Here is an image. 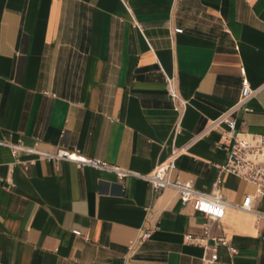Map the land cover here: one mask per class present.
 Wrapping results in <instances>:
<instances>
[{"label":"crops","instance_id":"1","mask_svg":"<svg viewBox=\"0 0 264 264\" xmlns=\"http://www.w3.org/2000/svg\"><path fill=\"white\" fill-rule=\"evenodd\" d=\"M165 75L186 100L173 136ZM241 76L255 92L248 110L233 112L235 127L264 133V0H0L6 140L37 136L42 147L146 173L236 100ZM222 128L192 140L171 176L209 191L224 159L213 146ZM219 190L240 202L253 186L223 172ZM251 206L264 212V194ZM202 221L170 187L68 160L35 159L23 169L0 145V264H203L201 246L183 238ZM260 225L226 206L211 231L236 251L219 246L209 264H264ZM143 228L148 237L128 249Z\"/></svg>","mask_w":264,"mask_h":264},{"label":"built area","instance_id":"2","mask_svg":"<svg viewBox=\"0 0 264 264\" xmlns=\"http://www.w3.org/2000/svg\"><path fill=\"white\" fill-rule=\"evenodd\" d=\"M180 30L181 28L179 27L173 28V31ZM164 85L167 95L173 102L172 108L177 113L171 129L173 136L179 131V120L186 100L178 93L173 76L165 75ZM254 92L255 88H250L246 77L241 76L236 100L216 117L209 119L206 126L196 132L185 144L180 146L170 144L165 158L156 162L146 173L122 168L99 157L85 155L77 149L63 146L42 147L37 136L33 137L30 144L22 142L20 138L14 141L0 138V145L8 147L13 157V162L18 163L23 169H26L35 159H45L55 163L60 160H68L74 162L77 166H91L101 170L113 171L118 178L126 175L141 177L148 182L152 189L172 188L181 204H188L191 210L200 213L204 218V221L200 222L198 226V231H186L183 234V238L186 242L201 246L203 251L201 261L203 264H209L216 261L219 246H224L230 254L236 251L235 247L229 244L224 235L213 234L211 231V223L218 227V221L222 217L226 206L251 212L261 222L259 236L264 239V212L251 206V200L254 196L264 194V133L237 129L235 127V119L232 116L237 109L248 110L246 101ZM222 123L225 125V128H222L221 131L222 137L215 140L213 146L224 152V159L216 164V175L212 181L211 189L203 191L195 188L190 179H180L176 175L171 176V172L175 167V159L184 152L187 145L192 140L202 136L210 128L218 127ZM20 153L30 154L31 156L19 159L18 155ZM223 172L234 174L251 183L253 193L245 194L240 202L226 200L219 190ZM150 230L151 228L139 230L137 236L129 240L128 249H132L137 243L147 238ZM71 232L75 235H80L84 239L88 238L78 228H71Z\"/></svg>","mask_w":264,"mask_h":264}]
</instances>
